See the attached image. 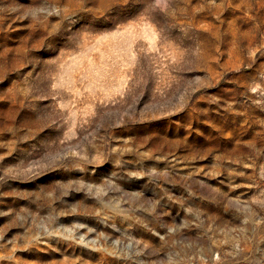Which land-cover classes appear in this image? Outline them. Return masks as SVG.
Returning <instances> with one entry per match:
<instances>
[{"label": "rangeland", "instance_id": "1", "mask_svg": "<svg viewBox=\"0 0 264 264\" xmlns=\"http://www.w3.org/2000/svg\"><path fill=\"white\" fill-rule=\"evenodd\" d=\"M0 264H264V0H0Z\"/></svg>", "mask_w": 264, "mask_h": 264}]
</instances>
